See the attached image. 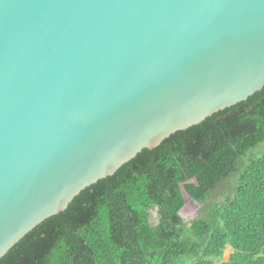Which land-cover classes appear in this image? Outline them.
I'll return each mask as SVG.
<instances>
[{
  "label": "water",
  "instance_id": "water-1",
  "mask_svg": "<svg viewBox=\"0 0 264 264\" xmlns=\"http://www.w3.org/2000/svg\"><path fill=\"white\" fill-rule=\"evenodd\" d=\"M263 87L264 0H0V259L143 149Z\"/></svg>",
  "mask_w": 264,
  "mask_h": 264
},
{
  "label": "trees",
  "instance_id": "trees-1",
  "mask_svg": "<svg viewBox=\"0 0 264 264\" xmlns=\"http://www.w3.org/2000/svg\"><path fill=\"white\" fill-rule=\"evenodd\" d=\"M0 264H264V87L143 149Z\"/></svg>",
  "mask_w": 264,
  "mask_h": 264
},
{
  "label": "rangeland",
  "instance_id": "rangeland-1",
  "mask_svg": "<svg viewBox=\"0 0 264 264\" xmlns=\"http://www.w3.org/2000/svg\"><path fill=\"white\" fill-rule=\"evenodd\" d=\"M185 200L187 202L186 211H188L190 213L187 216L189 217L191 214H192V216L195 215L197 213V211L199 210V206L196 205L194 202H192L187 196H185ZM184 214H185V212H184ZM186 217H184V218H186ZM230 252H231L230 247H227L226 251H224V256H223L224 260L228 259Z\"/></svg>",
  "mask_w": 264,
  "mask_h": 264
},
{
  "label": "flooded vegetation",
  "instance_id": "flooded-vegetation-1",
  "mask_svg": "<svg viewBox=\"0 0 264 264\" xmlns=\"http://www.w3.org/2000/svg\"><path fill=\"white\" fill-rule=\"evenodd\" d=\"M186 213L188 214V211H187ZM187 214H186L184 217H186ZM195 215H196V214H195ZM195 215L192 216V214H191L189 217L187 216L186 218H188V219H192ZM191 216H192V217H191ZM184 217H183V218H184Z\"/></svg>",
  "mask_w": 264,
  "mask_h": 264
},
{
  "label": "clouds",
  "instance_id": "clouds-1",
  "mask_svg": "<svg viewBox=\"0 0 264 264\" xmlns=\"http://www.w3.org/2000/svg\"><path fill=\"white\" fill-rule=\"evenodd\" d=\"M197 205V204H196Z\"/></svg>",
  "mask_w": 264,
  "mask_h": 264
}]
</instances>
